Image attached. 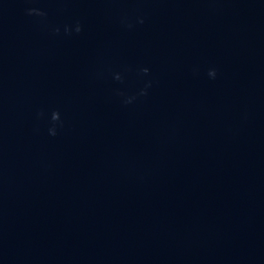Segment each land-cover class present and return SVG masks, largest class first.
<instances>
[{"label": "water", "instance_id": "1", "mask_svg": "<svg viewBox=\"0 0 264 264\" xmlns=\"http://www.w3.org/2000/svg\"><path fill=\"white\" fill-rule=\"evenodd\" d=\"M0 264H264V0H0Z\"/></svg>", "mask_w": 264, "mask_h": 264}, {"label": "clouds", "instance_id": "2", "mask_svg": "<svg viewBox=\"0 0 264 264\" xmlns=\"http://www.w3.org/2000/svg\"><path fill=\"white\" fill-rule=\"evenodd\" d=\"M25 14L27 16H30V17H39L41 18V20H43V18L45 17V13L37 8H28L25 10ZM121 23L123 25H125L126 27L128 28H131L132 25L128 22V18L125 16V17H122L121 18ZM138 23L140 24H143L144 23V19L143 18H139L138 19ZM73 31L75 32V34H80L82 31H83V28H82V25L77 22L74 29L71 28V27H68V26H65L64 28V33L65 35H72L73 34ZM55 34H59L60 33V29L59 28H56L54 30ZM141 73L145 76H147L149 74V70L147 68H143L141 69ZM198 70H193V75L196 76L198 75ZM207 76L210 78V79H216L217 77V70L215 68H212V69H209V71L207 72ZM115 79L120 81L122 80L121 76L120 75H116L115 76ZM152 86V83L151 81H148L144 88L141 89L139 91V93L137 94V96H132V97H127L125 96L124 93L122 92H117L116 95L118 97H121L122 99V103L124 105H129V104H132L138 97H145L148 95V89L151 88ZM44 116V113L43 112H40L37 114V118L40 119V118H43ZM51 127L48 129V133L50 136H53L55 137L57 135V128H62L63 127V121L61 120V116H60V113L58 111H53L52 114H51Z\"/></svg>", "mask_w": 264, "mask_h": 264}]
</instances>
